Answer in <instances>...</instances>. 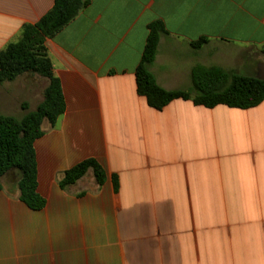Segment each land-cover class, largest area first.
Returning <instances> with one entry per match:
<instances>
[{
  "label": "crops",
  "instance_id": "0c3cea01",
  "mask_svg": "<svg viewBox=\"0 0 264 264\" xmlns=\"http://www.w3.org/2000/svg\"><path fill=\"white\" fill-rule=\"evenodd\" d=\"M54 4L0 0V51ZM156 21L151 72L165 90L191 89L198 66L262 72L264 0H89L45 42L66 110L34 145L45 207L20 200L18 172L2 180L0 264H264V101L151 108L136 70ZM90 159L104 184L90 170L63 189Z\"/></svg>",
  "mask_w": 264,
  "mask_h": 264
},
{
  "label": "trees",
  "instance_id": "16d2710c",
  "mask_svg": "<svg viewBox=\"0 0 264 264\" xmlns=\"http://www.w3.org/2000/svg\"><path fill=\"white\" fill-rule=\"evenodd\" d=\"M89 0H55L54 7L36 24L24 25L18 41L0 51V84L12 83L21 77L40 76L48 86L43 101L36 110L22 118L0 115V191L2 180L11 172L20 174L18 188L20 200L30 209L42 210L46 202L38 194V166L35 142L43 136V124L54 127L66 110L64 95L54 68L48 57L45 42L54 38L87 6ZM149 33L142 60L136 70L137 92L151 108L162 110L175 100H192L195 105L214 108L225 105L231 108L250 109L264 101V81L256 76H245L220 67L198 66L192 70V88L168 91L163 89L151 72L156 59L160 38L166 33L162 22L149 25ZM205 39L193 44L198 49ZM22 108L28 110L27 104ZM96 182L103 185L105 172L93 159L86 160L68 170L60 186L65 189L76 184L89 171ZM117 187V179L114 178Z\"/></svg>",
  "mask_w": 264,
  "mask_h": 264
},
{
  "label": "rangeland",
  "instance_id": "374dc122",
  "mask_svg": "<svg viewBox=\"0 0 264 264\" xmlns=\"http://www.w3.org/2000/svg\"><path fill=\"white\" fill-rule=\"evenodd\" d=\"M26 80H28L27 83L25 82ZM31 81L32 78H25L24 76L12 84H0V105L2 104L3 106H0V114H5V112L2 111H8V114L5 115L22 118L28 111H32L30 110V108L36 110L43 95L42 91L44 85L42 84V82L45 80L42 78H33L34 83H32ZM25 85H28L29 91L23 93V91L25 90ZM3 88L9 90L12 93V105L10 103V97L1 92ZM7 100L8 105L5 104ZM18 104L21 105V108ZM23 104H27L28 110H24L22 108ZM18 108H20V111L18 110Z\"/></svg>",
  "mask_w": 264,
  "mask_h": 264
},
{
  "label": "water",
  "instance_id": "95a60500",
  "mask_svg": "<svg viewBox=\"0 0 264 264\" xmlns=\"http://www.w3.org/2000/svg\"><path fill=\"white\" fill-rule=\"evenodd\" d=\"M37 78L40 79L41 77L40 76H35V79H37ZM257 78L264 81V67L262 68V72L257 76ZM42 84L44 85L43 86V91H44L46 89V87L48 86V83L46 81H43ZM42 101H43V99H42Z\"/></svg>",
  "mask_w": 264,
  "mask_h": 264
},
{
  "label": "flooded vegetation",
  "instance_id": "af4514ba",
  "mask_svg": "<svg viewBox=\"0 0 264 264\" xmlns=\"http://www.w3.org/2000/svg\"><path fill=\"white\" fill-rule=\"evenodd\" d=\"M25 78H27L26 76H25ZM26 82H28V80H26ZM32 83H34V81H33V79H32V81H31Z\"/></svg>",
  "mask_w": 264,
  "mask_h": 264
}]
</instances>
